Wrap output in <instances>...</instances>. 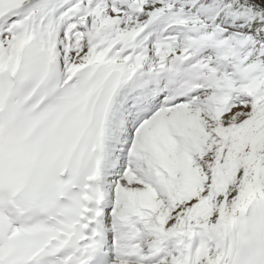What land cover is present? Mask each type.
<instances>
[{
	"label": "snow or ice",
	"instance_id": "6c2138e0",
	"mask_svg": "<svg viewBox=\"0 0 264 264\" xmlns=\"http://www.w3.org/2000/svg\"><path fill=\"white\" fill-rule=\"evenodd\" d=\"M0 264H264V0H0Z\"/></svg>",
	"mask_w": 264,
	"mask_h": 264
}]
</instances>
